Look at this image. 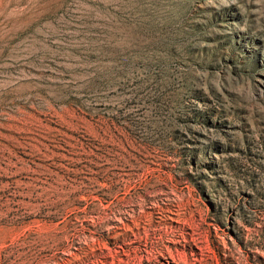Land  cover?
Segmentation results:
<instances>
[{"label": "rangeland", "instance_id": "rangeland-1", "mask_svg": "<svg viewBox=\"0 0 264 264\" xmlns=\"http://www.w3.org/2000/svg\"><path fill=\"white\" fill-rule=\"evenodd\" d=\"M141 205L264 264V0H0V264H100Z\"/></svg>", "mask_w": 264, "mask_h": 264}, {"label": "bare ground", "instance_id": "bare-ground-1", "mask_svg": "<svg viewBox=\"0 0 264 264\" xmlns=\"http://www.w3.org/2000/svg\"><path fill=\"white\" fill-rule=\"evenodd\" d=\"M153 208H154L153 210L147 212V208L141 205L139 206V208L135 207V210L125 211V215H126L125 217L118 216L116 218L119 222H121V226H109V227L116 228V229L123 227L125 231L123 230L124 231L123 235H117V237H115L116 240H112V241L117 242V240H121L122 237L124 240V236L125 238L126 236L128 238V237H131L132 235L133 237L132 239L131 238L128 239L127 243H122L120 244V246L129 247L133 243L135 245L129 247L127 250L122 248L121 253L120 251L116 252L115 254L102 253L101 256H98L99 262L101 261L100 264H144L145 262L150 263V264H159L158 263V261L160 260L159 256H162L163 258H171L175 262V264H185L186 261H189L187 257L184 258L182 257V255L179 256L181 251H179L176 248L171 247L172 244L181 243V241H184L183 242L184 246L192 241L193 242L196 241V237L194 236L195 227L191 225V222L193 220L192 218H190V216L189 217L187 216L188 212L185 211V216L183 217L184 219H186V222H187L186 223L187 225L185 227L186 228L187 226L190 227V231L186 232V231H183L185 227L183 228V230L182 228L175 230V229H172L171 226H168L167 219L169 217L166 214V212H172L174 209L172 208L168 209V208H163V207L155 208L154 206ZM154 210H156V212ZM175 213H176V216H180V215H183L184 212L182 211V212H175ZM175 213L172 212V214H175ZM178 218L181 220V222H183L182 218L180 217ZM106 233L109 234L108 230ZM177 233H179V235ZM163 234H165L166 236L167 235L171 236V238H168L169 240L167 241L166 245H163V243H160L163 237ZM177 235L181 238L180 240H175V237ZM99 238L101 241L105 240L104 235H100ZM98 249H101V248L99 247ZM121 254H124V256H122L121 258L115 257V256H121ZM182 254L185 255L184 253ZM67 255L71 257V255L73 254L67 252ZM109 255L112 260L110 262H104L103 259H105ZM73 258L74 256L71 259L73 260ZM89 262H90V259H86V264H89Z\"/></svg>", "mask_w": 264, "mask_h": 264}]
</instances>
